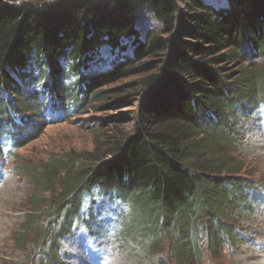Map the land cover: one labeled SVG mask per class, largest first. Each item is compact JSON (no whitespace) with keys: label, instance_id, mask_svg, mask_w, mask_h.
<instances>
[{"label":"trees","instance_id":"trees-1","mask_svg":"<svg viewBox=\"0 0 264 264\" xmlns=\"http://www.w3.org/2000/svg\"><path fill=\"white\" fill-rule=\"evenodd\" d=\"M16 1L0 0V156L14 158L44 123L80 112L98 95L95 86L137 72L144 58L163 57L139 82L138 122L114 141L110 158L92 163L70 155L36 175V187L53 193L52 217L64 220L47 240L50 256L74 223L92 232V215L101 208L92 207L97 194L131 204L154 237L171 231L177 264H194L202 233L210 250H219L224 234L233 236L225 218L251 208L259 195L225 152L234 143L233 116L264 102V71L233 80L227 65H253L264 55V0H225L222 8L205 0ZM142 10L161 23V34L141 39ZM126 41L132 57L121 56ZM104 47L119 56L108 71L101 70Z\"/></svg>","mask_w":264,"mask_h":264},{"label":"rangeland","instance_id":"rangeland-1","mask_svg":"<svg viewBox=\"0 0 264 264\" xmlns=\"http://www.w3.org/2000/svg\"><path fill=\"white\" fill-rule=\"evenodd\" d=\"M63 1L68 0H17L16 5L42 6ZM205 2L215 8L226 5L225 0ZM136 27L142 40L148 34H161L164 29L147 10L140 12ZM124 44L129 50L121 56L132 57L131 42ZM100 55L105 62L101 70L107 71L119 58L109 47H104ZM162 59L158 55L144 58L136 62L134 67L140 68L137 72L95 86L98 95L89 99L80 112L44 123L36 139L11 154L14 158L9 154L0 156V264H104L107 259L118 264H177L176 239L171 231L154 237L144 223L146 220H142L145 218L131 204L113 202L100 194L94 195L92 207L105 209L100 208L96 216L92 215V232L81 223H74L70 233L58 239L59 250L52 258L47 240L58 235L64 220L52 217L53 193L35 184L36 175L54 160L83 155L96 163L110 158L114 141L131 134L138 122L143 100L139 82L156 72ZM251 62L254 64L230 62L227 67L231 79H240L245 72L264 71V55ZM145 66L149 70L142 69ZM36 120L41 129L42 120ZM231 124L234 143L225 154L240 163V176L252 181V189L259 195L251 208L243 207L225 218L233 236L224 234L226 240L219 250L211 251L204 233L201 234L200 255L191 256L194 264H264V251H258L264 245V102L257 109L238 111ZM3 151L7 153L9 149ZM57 189L59 194L60 187ZM73 209L78 212V208ZM118 223L120 227L114 229ZM207 223L203 219L199 224L206 227ZM186 245L191 251L192 245Z\"/></svg>","mask_w":264,"mask_h":264},{"label":"clouds","instance_id":"clouds-1","mask_svg":"<svg viewBox=\"0 0 264 264\" xmlns=\"http://www.w3.org/2000/svg\"><path fill=\"white\" fill-rule=\"evenodd\" d=\"M104 264H118V261L113 260V259H107Z\"/></svg>","mask_w":264,"mask_h":264},{"label":"bare ground","instance_id":"bare-ground-1","mask_svg":"<svg viewBox=\"0 0 264 264\" xmlns=\"http://www.w3.org/2000/svg\"><path fill=\"white\" fill-rule=\"evenodd\" d=\"M258 251H259V252L264 251V245H263V247H261ZM263 253H264V252H263Z\"/></svg>","mask_w":264,"mask_h":264}]
</instances>
